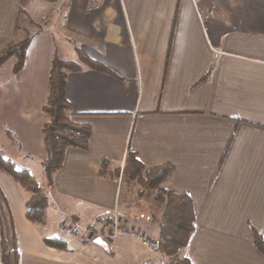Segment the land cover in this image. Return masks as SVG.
I'll list each match as a JSON object with an SVG mask.
<instances>
[{
  "label": "crops",
  "instance_id": "crops-1",
  "mask_svg": "<svg viewBox=\"0 0 264 264\" xmlns=\"http://www.w3.org/2000/svg\"><path fill=\"white\" fill-rule=\"evenodd\" d=\"M21 1L0 0V41L15 37ZM38 1L27 4L34 18L48 0ZM52 4L48 26L60 27L75 42L77 56L80 48L111 72L84 66L67 76L72 118L91 124L93 133L88 149L67 148L55 185L42 184L49 198L45 224L26 218L30 193L0 169V264L8 229L16 264L167 260L133 237L107 246L61 231L66 220L85 226L109 223L117 214L157 242L160 216L153 220L145 210L120 204L122 179L98 173L103 158L111 170L123 167L129 149L147 166L171 164L163 186L192 196L197 227L181 253L193 264H264L252 232L264 229V0ZM37 37L21 71L0 82V127L14 129L10 133L20 143L12 142L14 155L42 163V107L55 44L49 32ZM20 167L32 172L25 163ZM47 235L62 236L67 248L46 245Z\"/></svg>",
  "mask_w": 264,
  "mask_h": 264
},
{
  "label": "trees",
  "instance_id": "trees-1",
  "mask_svg": "<svg viewBox=\"0 0 264 264\" xmlns=\"http://www.w3.org/2000/svg\"><path fill=\"white\" fill-rule=\"evenodd\" d=\"M27 2L28 0L21 1V14L25 11ZM19 27L20 23L17 24V28ZM31 39L32 36L28 34L20 39L11 40L0 54V66L14 57L13 72L21 71ZM77 53L78 60H64L57 54H53L50 64L48 92L42 107L49 118L42 128L45 150L42 166L46 186L55 185V173L64 165L67 148L88 149L93 133L91 124L75 121L72 118V106L66 93L69 72L80 70L84 66L111 72L105 64L88 56L80 48H77ZM0 169L30 193L25 202L26 218L32 223L45 224L49 198L45 187L39 183L37 177L27 167L18 168L14 161L4 156L1 148ZM173 171L174 167L169 163L147 166L137 151L129 149L122 168L116 167L111 170V161L103 158L98 173L103 177L113 179L121 177L126 182H136L142 191L156 190L155 199L164 205L159 221L157 250L167 257V260L161 264H193L188 256L181 253V250L191 241L197 227V215L193 198L188 192H176L162 186ZM2 200L0 195V213L5 220ZM252 232L254 244L264 257V229L253 227ZM43 241L46 245L58 249H66L68 246L67 241L58 235L44 236ZM10 245L7 237H3V264L17 262L10 250Z\"/></svg>",
  "mask_w": 264,
  "mask_h": 264
},
{
  "label": "rangeland",
  "instance_id": "rangeland-1",
  "mask_svg": "<svg viewBox=\"0 0 264 264\" xmlns=\"http://www.w3.org/2000/svg\"><path fill=\"white\" fill-rule=\"evenodd\" d=\"M53 1L54 0H48V1H46V3H44L43 0H39L37 4L44 3V4H46V6H45L46 8L45 7H44L45 9L43 8L45 11H43V9H42V11H43V12H41L42 14L40 13V10H41V8H40L39 9L40 14H38L37 18H34V17L28 15V13H27V6H28L27 4L29 3V0H28L27 4L25 6V11L21 14V20L19 22L20 27L17 29L15 37H13L11 40L20 39L22 37H25L28 34L31 35L32 37L38 36L37 40H39V39H42V38H39L40 36H43V34L45 32H49L54 37V44H55V53L54 54H57L58 57H60L64 60H74V59L78 60V56L74 50V43L75 42L67 40L64 37V34H63L60 27L55 25L52 28V26H50V25L48 26V24H47L48 16L46 14H47V11H49L47 6L48 7L52 6ZM50 11L52 12V9H50ZM25 15H27L28 17H25ZM31 17L33 19H31ZM27 18L28 19L30 18L29 22L27 21L28 20ZM11 40L0 41V54H1L2 50L7 46V44ZM14 63H15V58L11 57L0 66V82L5 81V80H7V81L10 80L11 74H14V72H13ZM45 116L47 118L46 121H48L49 120L48 116L46 114H45ZM9 128L0 127V148L4 150V156L6 158L15 157V159H17V162H18L16 164V166L18 168H20L21 163L27 164L31 168L32 173L36 174V177H37L39 183L45 184L42 163L35 162V160L31 159L28 156L17 157L16 156L17 154H15V155L13 154L15 151V146L12 144V142H14V140H16V139L14 138L13 133L12 132L10 133V131H14V129L11 130L12 129L11 128L9 130ZM19 144H20L19 141L16 140V145L19 146ZM44 157H45V155H44ZM1 171H3V170H1ZM122 182H124V183L121 185V190H120V196H119L120 204L125 203L129 207H131L132 209H135L137 212H138V210H145V211H147L153 215L152 216L153 220H156L159 216H161V214L164 210V205L155 199L154 196L156 194V190H154V191H142L136 182H126L125 180H122ZM0 195H1V193H0ZM2 204H3V202H2ZM110 221L111 222H109L107 224L118 223L119 226H124L126 229L127 228H129V229L134 228V227L128 226L125 223H123L121 221V219L117 216V214L113 215V217H111ZM94 223H98L100 226H102L103 230L106 228L105 225L100 224V223L104 224L105 222H103V221L94 222ZM94 223H91V224H88L85 226H80L75 221L66 220L61 224V231L64 234H69L75 238H80V239L84 238L86 240L98 239V240L102 241L98 235L89 234L90 226ZM134 229L141 230L142 232L145 233V231L143 229H139V228H134ZM5 233H6L5 236L7 237V241H9V243H10L11 239H10L9 229H8V231L6 230ZM145 237L149 240V243L152 244L150 246V248L153 249L156 247V249H157L156 238H153L148 233L147 234L145 233ZM107 246H110V245H107ZM147 247H149V246H147ZM10 250H11V245H10ZM148 258H153L151 260V264H161L163 262V261L159 262V260H156V259L154 260V257H148ZM144 261L145 260H142L138 264H143Z\"/></svg>",
  "mask_w": 264,
  "mask_h": 264
},
{
  "label": "built area",
  "instance_id": "built-area-1",
  "mask_svg": "<svg viewBox=\"0 0 264 264\" xmlns=\"http://www.w3.org/2000/svg\"><path fill=\"white\" fill-rule=\"evenodd\" d=\"M102 225H105L106 228L103 230L102 226H100L98 223H94L90 226L89 234L91 235H98L99 238L106 244V245H112L113 242L119 238L120 236H128L133 237L140 242H142L145 246H151L152 244L149 243V240L145 237V233L138 229H129L125 228L124 226H119L118 223L113 224H107V223H100ZM108 226V227H107ZM88 234V235H89ZM153 258H147L143 262V264H151V260Z\"/></svg>",
  "mask_w": 264,
  "mask_h": 264
}]
</instances>
